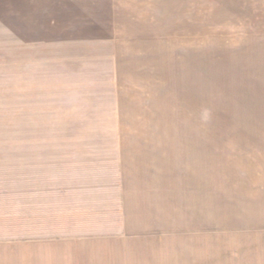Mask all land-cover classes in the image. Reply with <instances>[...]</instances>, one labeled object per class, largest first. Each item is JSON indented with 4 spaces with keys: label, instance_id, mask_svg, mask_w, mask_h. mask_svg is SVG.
I'll list each match as a JSON object with an SVG mask.
<instances>
[{
    "label": "rangeland",
    "instance_id": "374dc122",
    "mask_svg": "<svg viewBox=\"0 0 264 264\" xmlns=\"http://www.w3.org/2000/svg\"><path fill=\"white\" fill-rule=\"evenodd\" d=\"M0 264H264V0H0Z\"/></svg>",
    "mask_w": 264,
    "mask_h": 264
},
{
    "label": "crops",
    "instance_id": "0c3cea01",
    "mask_svg": "<svg viewBox=\"0 0 264 264\" xmlns=\"http://www.w3.org/2000/svg\"><path fill=\"white\" fill-rule=\"evenodd\" d=\"M122 191H121V197H123V205L125 203V199H124V196H125V187L124 185L122 184ZM123 211H124V208L122 209V216H123ZM121 223H124V220H123V217H122V220H121Z\"/></svg>",
    "mask_w": 264,
    "mask_h": 264
}]
</instances>
